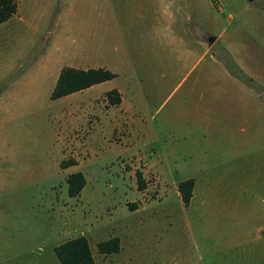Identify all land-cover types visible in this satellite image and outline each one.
Instances as JSON below:
<instances>
[{
    "label": "rangeland",
    "instance_id": "1",
    "mask_svg": "<svg viewBox=\"0 0 264 264\" xmlns=\"http://www.w3.org/2000/svg\"><path fill=\"white\" fill-rule=\"evenodd\" d=\"M17 3L0 24V264H60L56 243L78 237L96 264H251L255 240H264V109L251 127L238 119L248 132L230 139L225 110L213 108L204 124L195 114L202 89L190 87L209 64L214 85L227 84L219 74L232 63L264 89L260 3L253 14L235 5L213 11V34L238 32L241 14L255 29L242 28L238 44L216 43L206 56L191 39L196 20L178 22L170 8L141 12L142 0ZM153 23L162 39L150 35ZM66 67L105 68L116 78L52 100ZM112 90L121 105H111ZM77 172L86 186L71 198L68 178ZM190 179L186 205L179 185ZM113 238L119 251L100 252ZM217 247L223 253L211 261Z\"/></svg>",
    "mask_w": 264,
    "mask_h": 264
},
{
    "label": "crops",
    "instance_id": "2",
    "mask_svg": "<svg viewBox=\"0 0 264 264\" xmlns=\"http://www.w3.org/2000/svg\"><path fill=\"white\" fill-rule=\"evenodd\" d=\"M158 1L159 0H142V6L140 7V11L144 13H167L170 8L172 12L179 14L178 22H191L192 20H196V25L200 29H198V32L194 34L192 36L193 38L191 39L194 41L195 44L201 45L200 48L204 50L205 56L207 54H211V49L216 43H221L222 45L238 44L241 39L242 28L246 27L248 29H255V27H250V25H253L254 23L253 20L251 22L249 20L252 17H249L248 14H245L244 17L243 14H241L239 19L240 30L238 32H235L233 35H227L226 29L221 28L220 30H218V33L213 34L211 32V30L213 29L212 24L214 21L213 11H222V6L235 5L239 6L242 12L245 11L253 14L254 10L253 8H251V5L258 1L260 3V10L258 11L259 14L255 13L256 19H253L257 20L259 18L260 20L264 21V16H261L264 14V0H254L253 2H249L248 0H168V2L164 5H158ZM149 2H151L152 4H149ZM184 14L186 15V17ZM174 18L175 16H172V19ZM152 28L153 30L150 31V35L153 38L162 39V36L159 32L162 28L161 23H153ZM207 28L208 30H206ZM147 35L148 34L146 31L144 37L147 38ZM171 36L173 39L176 37L177 43H181L185 46L188 45V42L182 35H180V33L177 34L176 32H172ZM212 36H215L217 39L212 46H209L208 40ZM226 49H228L227 51L231 53L229 48ZM187 56L188 59L190 58L191 60L192 57L189 54H187ZM201 58L192 65V68L188 72L189 76L193 75L197 71V67ZM235 59L242 69L249 71L251 73V76H255L253 75L251 69L248 66L246 67L242 64L240 59L236 57ZM210 66L211 64H209L207 70L199 71L196 74L194 78V84L190 87L191 90H195L196 86L202 89V92H200V101L202 102V104L200 103L195 107V114L198 115V117L203 118V121L205 122L204 124L211 125L213 108L216 111L222 109L225 110L227 116L224 117L222 122H226L227 124H230L233 127V132H231V134L229 135L231 137L230 139H236L238 138L237 136H243V133L248 132V129L245 127H237L238 119H244L249 125V127H251V120L258 113L261 107L264 109V94H262L264 93V91L260 92L250 86L245 85L233 74H231V72L226 67H224V69L221 70L219 74V83H221V80H223L227 84H218L215 86L212 75L213 73ZM201 80H203V84L201 83ZM229 82L232 84L229 85ZM93 87L89 89H92ZM122 103L123 99L121 104ZM63 230L66 231L67 228H63V226H61L60 230L58 231V235ZM255 243L256 244L255 246H253V249L251 251V264H264V240L262 241L260 239H257L255 240ZM56 244L58 245L54 247V252L55 248L59 246L61 242ZM223 249L224 248L220 247L214 248L211 251L210 260L212 261L213 257L218 258L220 255H222ZM28 264H53V260L51 259V257H49V260L47 261H36Z\"/></svg>",
    "mask_w": 264,
    "mask_h": 264
},
{
    "label": "trees",
    "instance_id": "3",
    "mask_svg": "<svg viewBox=\"0 0 264 264\" xmlns=\"http://www.w3.org/2000/svg\"><path fill=\"white\" fill-rule=\"evenodd\" d=\"M17 0H0V24L7 22L16 12ZM229 70L237 79L248 86L260 90L254 81L247 77L236 65L228 63ZM116 78V74L108 69H88L81 70L72 67H66L61 70L56 86L51 94L52 100H58L67 96L82 92L93 86L111 81ZM0 88V94L3 91ZM107 96L110 98L111 105H120L121 96L118 91H109ZM74 163V162H73ZM64 166V164H62ZM66 168V167H63ZM86 186V178L81 172L74 173L68 178V194L71 198H76L81 194ZM194 181L192 179L180 183L179 191L183 202L188 205L192 198ZM100 252L111 254L119 251V240L113 238L99 245ZM55 254L60 264H96L89 242L85 237H78L68 240L55 248Z\"/></svg>",
    "mask_w": 264,
    "mask_h": 264
},
{
    "label": "water",
    "instance_id": "4",
    "mask_svg": "<svg viewBox=\"0 0 264 264\" xmlns=\"http://www.w3.org/2000/svg\"><path fill=\"white\" fill-rule=\"evenodd\" d=\"M248 1L249 2H253L254 0H248ZM216 39L217 38L215 36L210 37L209 40H208L209 46H212L214 44V42L216 41Z\"/></svg>",
    "mask_w": 264,
    "mask_h": 264
}]
</instances>
